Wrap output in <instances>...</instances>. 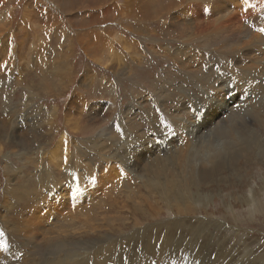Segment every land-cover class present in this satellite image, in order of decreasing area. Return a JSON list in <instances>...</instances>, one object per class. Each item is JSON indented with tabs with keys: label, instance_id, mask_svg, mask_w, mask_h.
<instances>
[{
	"label": "rangeland",
	"instance_id": "obj_1",
	"mask_svg": "<svg viewBox=\"0 0 264 264\" xmlns=\"http://www.w3.org/2000/svg\"><path fill=\"white\" fill-rule=\"evenodd\" d=\"M136 2L0 0V264H264V0Z\"/></svg>",
	"mask_w": 264,
	"mask_h": 264
},
{
	"label": "bare ground",
	"instance_id": "obj_2",
	"mask_svg": "<svg viewBox=\"0 0 264 264\" xmlns=\"http://www.w3.org/2000/svg\"><path fill=\"white\" fill-rule=\"evenodd\" d=\"M164 1H165V0H163V1L160 0V2H161L160 5L163 4ZM253 1H254V0H253ZM257 1H258V0H257ZM156 9H157V8H155V10H153L151 7H149L148 9H146V10H144V11H139V15H140V17H141V16L149 15V14H151V13H158V14H159L160 12H159V11H156ZM188 19L190 20L191 18H188ZM173 21H174V24H177V23L179 22V20H178V16H175ZM189 26H192V24H190ZM188 28H189L191 31H187V30H186V31L192 34V30L194 31V28H190V27H188ZM98 48H99V47H98ZM232 83H233V82H232ZM60 214H61V213H60ZM35 215H36V214H35ZM35 215H34V216H35ZM39 215H40V214H39ZM33 221H34V220H33ZM25 222H26V221H24V223H25ZM31 222H32V221H31ZM88 222H89V221H88ZM27 223H28V222H27ZM32 223L34 224V222H32ZM29 224H30V222H29ZM40 224H41V223H40ZM43 225H44V224H43ZM29 226H33V225H29ZM43 227H44V226H43ZM36 228H37V227H36ZM37 229H38V228H37ZM39 230H40V229H39ZM45 230H46V229H45ZM28 231H29V230H28ZM39 232H40V231H39ZM51 232H52V231H51ZM29 233H30V232H29ZM34 233H35V232H34ZM41 233H42V232H41ZM41 233H40V234H41ZM31 234H33V233H31ZM38 234H39V233H37V235H38ZM33 235H34V234H33ZM43 236H44V235H43ZM34 237H36V236H34ZM41 237H42V236H41ZM41 237H40V238H41ZM42 238H43V237H42ZM223 257H224V256H223Z\"/></svg>",
	"mask_w": 264,
	"mask_h": 264
},
{
	"label": "crops",
	"instance_id": "obj_3",
	"mask_svg": "<svg viewBox=\"0 0 264 264\" xmlns=\"http://www.w3.org/2000/svg\"><path fill=\"white\" fill-rule=\"evenodd\" d=\"M130 5H132L135 9H137L138 17H140L139 11H144V10H146V9H148L150 7V5L148 3H146V2H136L135 3V0H131V4ZM140 9H142V10H140ZM90 16H92V15H90Z\"/></svg>",
	"mask_w": 264,
	"mask_h": 264
},
{
	"label": "snow or ice",
	"instance_id": "obj_4",
	"mask_svg": "<svg viewBox=\"0 0 264 264\" xmlns=\"http://www.w3.org/2000/svg\"><path fill=\"white\" fill-rule=\"evenodd\" d=\"M262 31H264V29H262Z\"/></svg>",
	"mask_w": 264,
	"mask_h": 264
}]
</instances>
